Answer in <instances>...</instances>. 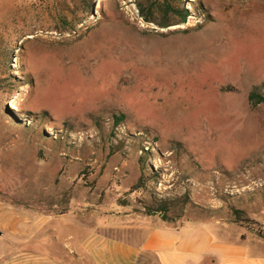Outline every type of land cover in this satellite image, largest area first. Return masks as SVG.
<instances>
[{
    "label": "rangeland",
    "instance_id": "1",
    "mask_svg": "<svg viewBox=\"0 0 264 264\" xmlns=\"http://www.w3.org/2000/svg\"><path fill=\"white\" fill-rule=\"evenodd\" d=\"M144 1L0 0V264L188 225L264 257V0Z\"/></svg>",
    "mask_w": 264,
    "mask_h": 264
},
{
    "label": "crops",
    "instance_id": "2",
    "mask_svg": "<svg viewBox=\"0 0 264 264\" xmlns=\"http://www.w3.org/2000/svg\"><path fill=\"white\" fill-rule=\"evenodd\" d=\"M69 238L67 259L56 252L51 255L58 261L35 253L43 260L39 264H264L263 256L252 254L247 246L221 240L207 226L148 227L140 242L103 231Z\"/></svg>",
    "mask_w": 264,
    "mask_h": 264
},
{
    "label": "trees",
    "instance_id": "3",
    "mask_svg": "<svg viewBox=\"0 0 264 264\" xmlns=\"http://www.w3.org/2000/svg\"><path fill=\"white\" fill-rule=\"evenodd\" d=\"M96 0H91L88 4V9H92V6ZM138 9L143 20L148 24H154L161 29H169L175 26L183 25L188 16V11L183 7V0H180L179 4H173L171 1H164L163 3L157 1H144L138 3ZM76 25L73 26L75 31ZM261 88L253 89L249 94V103L252 107H258L264 104V94L261 93ZM120 116H115L116 125L122 121ZM158 210H152L151 215H157L160 213L164 221H168L171 218H167L170 215L169 207L165 204H161Z\"/></svg>",
    "mask_w": 264,
    "mask_h": 264
},
{
    "label": "built area",
    "instance_id": "4",
    "mask_svg": "<svg viewBox=\"0 0 264 264\" xmlns=\"http://www.w3.org/2000/svg\"><path fill=\"white\" fill-rule=\"evenodd\" d=\"M24 256H25V255H24ZM28 260H29L30 262H33V261H35V262H36V261L42 262V261H43L41 257L34 256V255H28V256H25L24 258H22L21 262H23V261L28 262ZM35 262H34V263H35Z\"/></svg>",
    "mask_w": 264,
    "mask_h": 264
},
{
    "label": "bare ground",
    "instance_id": "5",
    "mask_svg": "<svg viewBox=\"0 0 264 264\" xmlns=\"http://www.w3.org/2000/svg\"><path fill=\"white\" fill-rule=\"evenodd\" d=\"M103 1H106V0H103ZM177 28H178V27H172L171 29H177ZM199 57H200V56H199ZM10 107H11L12 110L19 111V108H18L16 102H14V101H12V102L10 103Z\"/></svg>",
    "mask_w": 264,
    "mask_h": 264
},
{
    "label": "water",
    "instance_id": "6",
    "mask_svg": "<svg viewBox=\"0 0 264 264\" xmlns=\"http://www.w3.org/2000/svg\"><path fill=\"white\" fill-rule=\"evenodd\" d=\"M3 236L2 232H0V238Z\"/></svg>",
    "mask_w": 264,
    "mask_h": 264
}]
</instances>
